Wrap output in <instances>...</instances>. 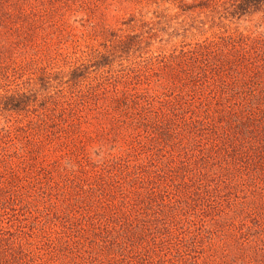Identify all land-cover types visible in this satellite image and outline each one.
Here are the masks:
<instances>
[{"label":"trees","instance_id":"1","mask_svg":"<svg viewBox=\"0 0 264 264\" xmlns=\"http://www.w3.org/2000/svg\"><path fill=\"white\" fill-rule=\"evenodd\" d=\"M0 264H264V0H0Z\"/></svg>","mask_w":264,"mask_h":264},{"label":"rangeland","instance_id":"2","mask_svg":"<svg viewBox=\"0 0 264 264\" xmlns=\"http://www.w3.org/2000/svg\"><path fill=\"white\" fill-rule=\"evenodd\" d=\"M255 19H256V17L255 18H253V21H247V23H243V24H241V27H244L245 25H252L253 23H254V21H255Z\"/></svg>","mask_w":264,"mask_h":264}]
</instances>
